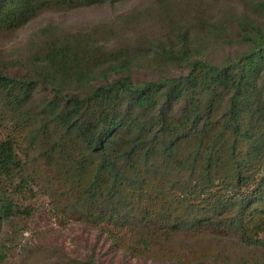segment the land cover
Wrapping results in <instances>:
<instances>
[{
    "label": "trees",
    "instance_id": "obj_1",
    "mask_svg": "<svg viewBox=\"0 0 264 264\" xmlns=\"http://www.w3.org/2000/svg\"><path fill=\"white\" fill-rule=\"evenodd\" d=\"M123 1L0 0V34ZM41 198L100 248L40 241L11 262ZM120 255L264 264V0H139L0 50V264Z\"/></svg>",
    "mask_w": 264,
    "mask_h": 264
},
{
    "label": "rangeland",
    "instance_id": "obj_2",
    "mask_svg": "<svg viewBox=\"0 0 264 264\" xmlns=\"http://www.w3.org/2000/svg\"><path fill=\"white\" fill-rule=\"evenodd\" d=\"M138 1L139 0H127L112 5H93L73 9H47L20 29L12 31L9 34H0V50L8 49L12 45L24 42L33 30L47 21L52 20L62 26L85 24L91 21L106 19L116 13L124 12L138 3ZM33 204L36 210L28 222V229H23L21 235H15L17 238L9 243V247L12 249L10 252L11 262L19 258L18 253L21 251L22 247L36 244L40 241L44 243H58L67 252H71L73 255L90 251L95 245L97 249L100 248L99 244H97L96 231L87 229L78 223L60 228L47 212L45 198L33 201ZM109 254L105 257L106 261H108ZM115 260L118 264L121 261L124 262V260L128 264H175L159 263L149 260L143 261L136 258H124L121 255L116 257Z\"/></svg>",
    "mask_w": 264,
    "mask_h": 264
}]
</instances>
